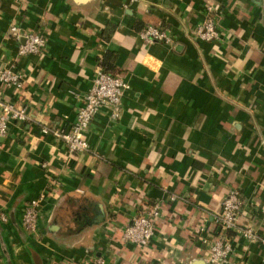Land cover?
I'll list each match as a JSON object with an SVG mask.
<instances>
[{
    "label": "crops",
    "instance_id": "0c3cea01",
    "mask_svg": "<svg viewBox=\"0 0 264 264\" xmlns=\"http://www.w3.org/2000/svg\"><path fill=\"white\" fill-rule=\"evenodd\" d=\"M208 17L218 41L194 37ZM145 26L172 41L145 43ZM12 27L41 34L43 50L18 55ZM107 53L127 86L119 115L100 110L88 152L70 154L40 128L73 122ZM5 69L22 85L0 83V102L31 120L0 138V264H206L202 238L216 233L212 218L232 189L243 200L238 225L259 240L229 232L227 264H264V0H0ZM35 199L29 235L20 217ZM156 200L149 244L124 242V225Z\"/></svg>",
    "mask_w": 264,
    "mask_h": 264
},
{
    "label": "built area",
    "instance_id": "2783aa9c",
    "mask_svg": "<svg viewBox=\"0 0 264 264\" xmlns=\"http://www.w3.org/2000/svg\"><path fill=\"white\" fill-rule=\"evenodd\" d=\"M140 1L148 0H131L132 3ZM11 31L16 38L21 36L23 40L18 47V55L39 54L43 50L45 39L41 34L35 32L20 34L16 27H12ZM193 34L197 40L205 42H215L221 37L217 23L211 17H208L203 24L198 26ZM139 38L145 43H170L172 41L166 32L152 26L142 29L139 32ZM21 81L20 75L7 69L0 70L1 84L18 89L22 85ZM126 87V83L120 75L108 74L103 72L101 68H97L92 85L84 94L81 104L76 110L73 122L65 127L42 126L40 133L42 135H50L65 144L70 154L88 152L89 146L85 134L91 121L103 108L110 110L112 118L118 117L120 100ZM30 120L25 107H16L12 103L0 102V138L6 136L11 123H25ZM56 185V182H52L50 188ZM177 199L179 197L174 194H171L168 198L170 202H175ZM38 203V199L27 202L20 217V225L29 235L36 233L39 213ZM242 207L243 200L240 193L235 189L228 190L220 203L219 211L212 218L213 223L217 226L216 233L211 239L202 238V242L207 246L206 264H227L229 262V256L232 252L230 237H228L229 232L235 233L243 240H259L252 228L238 225ZM161 209L162 204L157 200L146 207L137 209L122 228V240L128 244L145 248L155 234V225L161 216ZM0 221L2 223L7 222V217L4 213H0ZM260 241L264 243V239ZM79 264H104V261L102 258L93 257Z\"/></svg>",
    "mask_w": 264,
    "mask_h": 264
},
{
    "label": "trees",
    "instance_id": "16d2710c",
    "mask_svg": "<svg viewBox=\"0 0 264 264\" xmlns=\"http://www.w3.org/2000/svg\"><path fill=\"white\" fill-rule=\"evenodd\" d=\"M146 27V26H145ZM138 30H140L141 28H138V27H136ZM156 28H158V27H156ZM144 29V28H143ZM142 30V29H141ZM113 56H114V54L113 53H107V54H105L104 55V57H103V60H102V63L100 64V68L102 69V71L103 72H105V73H108V74H114L113 72H112V67L110 66V64H107V58L108 59H113ZM111 67V68H110Z\"/></svg>",
    "mask_w": 264,
    "mask_h": 264
}]
</instances>
